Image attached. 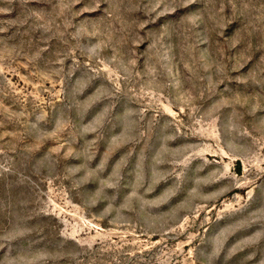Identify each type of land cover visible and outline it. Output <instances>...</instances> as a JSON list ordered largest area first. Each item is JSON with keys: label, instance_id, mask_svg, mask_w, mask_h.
Masks as SVG:
<instances>
[{"label": "rangeland", "instance_id": "obj_1", "mask_svg": "<svg viewBox=\"0 0 264 264\" xmlns=\"http://www.w3.org/2000/svg\"><path fill=\"white\" fill-rule=\"evenodd\" d=\"M0 264H264V0H0Z\"/></svg>", "mask_w": 264, "mask_h": 264}]
</instances>
